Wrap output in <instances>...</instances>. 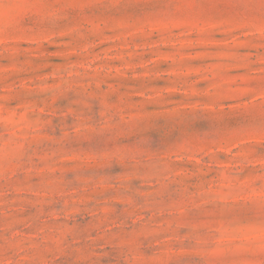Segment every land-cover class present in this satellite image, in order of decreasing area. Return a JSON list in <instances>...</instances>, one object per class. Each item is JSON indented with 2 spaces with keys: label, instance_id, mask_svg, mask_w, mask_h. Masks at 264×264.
I'll list each match as a JSON object with an SVG mask.
<instances>
[{
  "label": "rangeland",
  "instance_id": "1",
  "mask_svg": "<svg viewBox=\"0 0 264 264\" xmlns=\"http://www.w3.org/2000/svg\"><path fill=\"white\" fill-rule=\"evenodd\" d=\"M0 264H264V0H0Z\"/></svg>",
  "mask_w": 264,
  "mask_h": 264
}]
</instances>
